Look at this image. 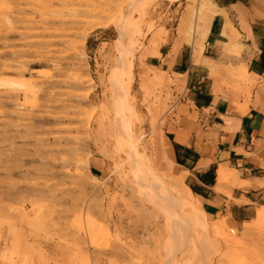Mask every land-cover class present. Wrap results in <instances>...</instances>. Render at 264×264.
Here are the masks:
<instances>
[{"label": "rangeland", "instance_id": "1", "mask_svg": "<svg viewBox=\"0 0 264 264\" xmlns=\"http://www.w3.org/2000/svg\"><path fill=\"white\" fill-rule=\"evenodd\" d=\"M146 1L0 0V264H264V223L235 226L223 217L222 240L208 233L173 252L168 215L129 169L125 125L170 186L159 131L182 78L164 71L174 87L141 78L163 71L148 68L157 32L166 33L162 44L193 47L178 34L190 0ZM129 21L140 26L131 72L116 64ZM129 79L135 113L115 97ZM167 95L153 115L157 97Z\"/></svg>", "mask_w": 264, "mask_h": 264}, {"label": "crops", "instance_id": "2", "mask_svg": "<svg viewBox=\"0 0 264 264\" xmlns=\"http://www.w3.org/2000/svg\"><path fill=\"white\" fill-rule=\"evenodd\" d=\"M213 2L220 13L204 42L206 63L193 62V47L183 39L175 45L170 39L148 60L150 67L179 75L183 83L159 137L164 152L172 150L173 169L185 173V185L209 217L235 226L255 224L264 208V0ZM229 39L240 44L238 56L219 54L217 44ZM208 62L218 68L216 79ZM230 65H244L252 83H233ZM220 168L235 171L250 186L227 185L215 192Z\"/></svg>", "mask_w": 264, "mask_h": 264}, {"label": "bare ground", "instance_id": "3", "mask_svg": "<svg viewBox=\"0 0 264 264\" xmlns=\"http://www.w3.org/2000/svg\"><path fill=\"white\" fill-rule=\"evenodd\" d=\"M137 2H145L146 5L148 1L146 0H132ZM191 6L187 9L186 13L180 18L178 24V34L180 37H187L191 39V44L193 45L192 60L195 64L206 60L202 58L203 43L207 37L210 24L219 12L213 0H190ZM131 10V9H129ZM125 17V16H124ZM228 29H232L230 24L226 26ZM140 33V26L132 21L124 22L119 30V40L123 42L124 54L123 57L117 60V69L124 71L127 69L131 72L132 61L129 58L133 57V52L135 49V37ZM166 37V33L162 30L157 32L150 41L153 52L159 55V46H161V39ZM229 37V36H227ZM164 43V40H163ZM241 46L239 43L233 39H229L227 43H218L217 49L221 56L232 55L236 53L237 55L241 52ZM151 70H155L154 67H148ZM208 68L210 71V77L216 79L218 77L217 66L212 65L208 62ZM159 75L144 76L142 81L147 82L149 85L154 87H164L168 85L169 87H174L176 84L172 79L166 78L167 74L164 71H158ZM230 79L235 84H245L249 85L252 83L250 76L247 74L244 65H240L236 70H230ZM124 76V75H122ZM122 76L118 80V84L123 86ZM180 77L179 75H176ZM15 84V83H14ZM131 84V79H129L126 87L120 89L115 93V97L121 107H125L127 110L135 113L134 102L129 104V87ZM16 86L25 87L28 91H31L30 84H16ZM168 98L166 96L165 100L161 96L157 97L155 103L157 104L153 110V115H158L165 108V103ZM125 142L126 147L129 149L127 162L129 164V169L136 173V183L139 187H147L149 189V199L154 204L158 205L164 210L168 215V218L172 224V234H173V252L182 253L185 249L186 244L203 238L204 236L214 234L216 237L222 240L219 234L225 229V220H216L213 225L209 224L208 215L201 205L200 199L194 195L191 190L184 184L185 173L174 174L173 173V153L169 149L164 152L162 158H160V165L166 176H168V186L163 182L160 175L150 169L147 166V162L143 156L139 154L138 142L139 138L133 136L127 125L124 127ZM235 187H249L250 184L242 179H240L236 172L233 170H228L226 168H220L217 171L215 192L221 193L225 186ZM172 186H179L181 191L173 189ZM257 223H264V208H260L256 213ZM250 230V229H249ZM235 235L234 231H231ZM251 232L246 230L241 236V238L248 239ZM249 236V237H247ZM205 257L210 256V242L205 241Z\"/></svg>", "mask_w": 264, "mask_h": 264}]
</instances>
